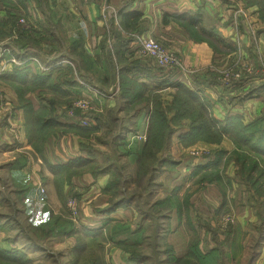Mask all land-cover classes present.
<instances>
[{"label":"rangeland","instance_id":"1","mask_svg":"<svg viewBox=\"0 0 264 264\" xmlns=\"http://www.w3.org/2000/svg\"><path fill=\"white\" fill-rule=\"evenodd\" d=\"M223 3L232 4L235 7L233 14L230 15L232 20L229 22L232 23L234 39L230 37L225 39L232 46L230 52L216 53L211 63L202 70L187 68L182 58L176 54L180 60V66L166 69L184 75L204 72L208 84L221 86L231 92L230 95L225 96L229 103H239L242 99H254L264 104V24L259 17L257 6L252 4L251 0H223ZM249 8L250 10H248ZM4 14H0V18H5ZM243 15L245 16L244 24L240 21V17ZM16 23L20 30L33 31L32 22L24 15L19 16L18 14ZM55 31L59 36H62L59 28H56ZM242 32L249 36V41L247 40L246 43L243 38L245 34ZM11 35L12 37L7 38V33L0 32V58L4 54L0 63L5 62L8 58L15 59L13 55L16 52L14 49L18 50L15 41L17 33ZM129 36L134 42L135 39L144 37L135 33ZM151 38L164 48L172 50L159 40ZM33 45L39 49L38 44L34 43ZM61 47L59 45L56 48L57 55L63 53ZM136 47L138 50L139 45ZM47 49L43 50L47 51ZM139 55L150 60L160 69H165L158 66L153 59L140 53ZM42 58L44 62L45 59ZM64 58L66 57L64 56ZM14 66L16 64L8 67L7 72L13 70ZM5 73L0 74V130L13 133L15 136L20 128L10 130V120L14 113L11 114V107L4 104L8 98V85L3 83L4 80L1 76ZM70 74L75 78L74 72ZM78 75H80L77 76L78 79L88 81V78L81 75L80 72ZM233 75L237 76V80H230V77L234 78ZM90 88L99 97L108 100L119 95V87L115 86V82L101 92L92 85ZM158 94V100L163 107L170 104L172 93ZM243 95L244 97L241 98ZM221 97L224 96L216 92L212 101H220ZM205 98L207 99V101L204 99L205 104L207 103V106L210 107L212 104L210 97L205 96ZM78 101H87L88 107L82 110L71 106L68 112L71 109L73 112L78 110V113H81L80 118L90 120V122L94 121L97 125L92 133L80 135L83 139L80 150L85 154L90 153L95 160L94 164H97L99 168H106V173L109 175L107 186L111 187L112 193L115 192L116 200L126 201L121 207L130 210L132 219L122 211L125 216L123 220L110 218L99 221L95 219L84 225L80 221L81 202L77 194L66 195L64 203L60 199L63 194L62 178L68 181L73 173L69 172L64 175L63 173L57 175L54 173V186L50 193L53 194L51 198H56L57 202L52 201L48 205L52 211L58 209L59 216L64 221L61 224V229L66 230L64 233L66 235L53 237L47 232L46 227H41L44 225L35 226L38 224L37 222L28 220L26 217L27 205L21 203L22 199H17L16 190L19 189L9 184L7 177L9 172L3 166L6 161L0 159V195H7L9 198L12 196L15 200V204L12 202L13 206L0 204V228L4 229L3 232L6 231L4 235H9L8 246L11 249L19 250L21 259L25 260L24 263L11 264H193L185 260L187 248L193 242L204 253L211 248H218L220 252L216 254V264L246 263L251 249H254L255 244L259 242V236L264 233L263 228H259L260 222L257 215L258 210L264 213V203L260 197V204L257 207L255 198L251 194L252 190L248 189L247 183L240 176L235 175L240 163L236 159L238 155L235 156L234 152L242 154L245 153L243 150L237 151L234 143L227 136H222L219 140L214 137L216 140L213 141L214 143L201 140L203 146L205 143L220 145L214 149L222 148L226 154L218 164L219 178L214 177L216 179L212 183L207 181L199 183V173L202 170L197 172L198 175H194L192 172L197 170L195 167L198 164L207 162V157L212 154L206 155V153H212V149L210 147H206L204 150L196 148L194 144L200 141L198 138L188 142L180 140L177 134L183 127H175L173 122L170 123L174 128L167 143L161 149L156 150L154 154L143 151L147 128L144 132H142V128H145L152 111L151 99L148 101L151 103L150 108L141 110L143 111V114L141 112L143 122L138 124L139 126L132 125L131 116L115 119L114 117L118 116L114 110L103 113L98 111L94 102L89 99L80 98ZM172 114V110L166 111L168 119H171ZM255 116L256 118L253 120L264 117V108L260 111L257 110ZM184 117L179 122L187 123L190 120L188 116L184 115ZM78 120L77 124L81 126L82 122L80 119ZM87 126L89 125H84V127ZM224 138L232 143L230 151L225 148L227 144L222 142ZM217 141L219 143H215ZM3 149L4 145L0 144V151ZM247 158V164L251 160L258 162L259 169L264 173V158L256 157L249 151ZM97 174L102 175V173ZM241 185L242 188H240ZM174 188L179 189V199L186 196L188 199V205H185L179 216L174 209L168 210V205L153 206L154 201L164 198ZM44 189V187L42 190L39 189L40 194L48 197L47 191ZM70 199H74L78 204V213L74 216L67 206ZM33 206L30 211L39 216L41 214L39 205ZM104 207H92V213L103 214ZM157 207L158 211L154 209ZM12 216L16 218L13 221L10 220ZM50 229L49 231H52ZM42 230H46V232ZM87 231H93V233L88 235ZM70 236L73 237L72 241L68 239ZM168 247L169 249H167ZM263 249L264 240L259 248V256ZM170 252L178 257V261L175 263H168V261H173L169 258ZM0 264L7 263L0 259Z\"/></svg>","mask_w":264,"mask_h":264},{"label":"crops","instance_id":"2","mask_svg":"<svg viewBox=\"0 0 264 264\" xmlns=\"http://www.w3.org/2000/svg\"><path fill=\"white\" fill-rule=\"evenodd\" d=\"M2 6L6 8L7 13L26 16L34 27L32 33L28 34L33 43L26 44V39L15 38L18 50L14 49L16 52L13 56L21 63L16 64L14 68L20 69L21 72H29L28 78L35 74H49V83L62 82L69 76V70L74 72L75 76L74 84L64 85V95L59 94L58 100L52 106L56 115L54 128L42 132L40 138L29 136L24 112L20 108V98L29 100L35 110L47 106V101L41 100L38 95L40 91H43L48 98L51 97L52 92L47 88V83L38 80L37 86L8 85V98L4 104L11 107V114L14 113L10 120V130L18 128L20 130L14 131L15 136L13 133L0 130V140L2 139L0 144L4 145V149L0 151V159L6 161L3 166L9 172L8 182L19 189L16 190L17 199H22L21 203L27 205L28 220L37 222L35 226L44 225L41 227H46L47 232L53 237L66 235L64 234L66 230L61 229L64 221L60 218L58 209L52 211L48 205L49 202H57L56 198H51L53 194L50 193L54 186L53 168L77 157H83L85 161L76 166L73 164L62 172L64 175L71 171L73 175L68 181L62 178L61 201L64 203L66 195L77 194L81 202L80 221L84 225L95 219L123 220L124 213L132 219L130 210L122 207L113 211L114 214L92 213L91 209L94 207H104L108 203L109 195L104 192V189L107 187L109 175L108 173L93 175L94 158L90 153L85 154L80 150L83 139L80 134L72 130L71 126L78 125L76 119H79L81 115L78 110L71 114L68 112L76 100L89 99L94 102L97 110L103 113L114 110L118 116H115V119L131 116L132 125L139 126L138 124L143 122L141 110L149 109L151 103L142 100L131 103L120 96L121 82L134 78L135 84H149L147 90L142 93L143 96L150 90L161 94L173 93L174 85L181 82L195 91L199 98L207 101L205 96L210 97L212 104L208 106V109L218 120L227 114H237L245 124L256 118L257 110L264 108L263 103L254 99H242L239 103H229L225 96L230 95L231 92L221 86L208 84L204 72L184 75L166 68L160 69L150 60L139 55L134 40L131 41L132 38L129 36L135 33L144 37H153L178 54L187 68L202 70L211 63L216 53L206 41L191 37L185 25H191L192 15L199 12L194 28L197 30L213 28L223 39L228 37L234 39L232 23L229 22L232 20L230 15L233 14L235 7L232 4L223 3V0H40L39 2L37 0H7L4 4L0 2V14L4 13ZM244 19L245 16L240 17L242 24L245 22ZM56 28H59L62 36L56 33ZM6 31H9V26L3 27L2 32ZM242 34H245L243 37L245 43L249 41V36L245 32ZM9 37L12 36L7 34V38ZM34 43L39 45V49L33 45ZM59 45L62 46L61 54L66 58L57 55L56 48ZM3 56L4 54L0 60ZM42 57L45 59L44 62ZM43 66H49V69L42 70ZM77 72L86 76L88 81L78 79L77 76L80 75ZM113 82L119 87V95L112 97L111 100L99 97L90 88L92 85L101 92ZM216 92L224 97H221L220 101L214 99L215 102H213L212 98ZM65 99H69L70 102H66ZM89 123L95 124L90 120L88 125ZM147 124L148 122L145 128H142V132L147 128ZM222 142L227 144L225 148L228 151L232 149V143L227 138H224ZM202 143L201 140L197 141L194 146L201 150L206 147L214 149L220 146L210 143H205L203 146ZM42 187L46 189L48 197L40 194L39 189ZM12 202L15 204L12 196L9 198L7 195H0V204L13 206ZM37 204L41 213L39 216L30 211L32 205ZM13 218L12 216L10 220L16 219ZM3 231L4 229L0 228V247L9 250L11 248L7 241L9 235H4L6 231ZM42 231L46 232V230ZM72 236L68 238L70 241L73 240ZM257 259L254 264H264V249Z\"/></svg>","mask_w":264,"mask_h":264},{"label":"trees","instance_id":"3","mask_svg":"<svg viewBox=\"0 0 264 264\" xmlns=\"http://www.w3.org/2000/svg\"><path fill=\"white\" fill-rule=\"evenodd\" d=\"M37 1L39 2L40 0ZM0 2L4 4L7 2V0H0ZM251 3L256 4L259 11V17L264 24V0H251ZM2 9L4 10L5 18H0V32H2L3 27L9 26V31H6L5 33L8 35L17 33V40L26 39V44L33 43L28 36V34L30 35L32 32H28L23 29L20 30L17 26L16 22L18 19V14L7 13V10L4 6H2ZM198 14L199 12L192 15L191 25H185L186 31L189 33V35L194 39L206 41L215 53L230 52L232 49L231 44L223 39L213 28H199L200 30H197L193 27ZM59 57H64V55L61 54ZM19 70L20 69L14 68L11 72L5 73L3 76H1V78L4 80L3 83L13 87L17 85L23 86L25 84H27V86H37L38 80H42L47 83V88L52 92L51 97L49 98L43 91L38 93L41 100L47 101V106H43L42 108L36 110L32 108L29 100L20 98V108L24 112L26 129L29 133V136L40 138L42 136V132H46L55 126L54 123L56 122V115L54 114L55 110L52 106L54 102L58 100L59 94L62 96L64 95V85L74 84V77H72V74H69V76H67L62 82L49 83V74H35L28 78L27 75L29 72H21ZM68 72L71 73V70ZM148 86V83L135 84L134 78L133 80L128 79L124 83L123 81L121 82L120 93V96L131 103L139 101L141 98L144 102H148L150 99L152 101V111L149 114L147 136L143 146V151L154 154L156 150L161 149L163 145L167 143L169 136L172 134V129L174 126L183 127V129H181L177 134L178 138L183 142H188L194 140V138H198V140L200 139L214 143L213 141L219 140V138L222 136H227L234 143L237 151L243 150L245 152L242 154L234 152L235 156L238 155L236 159L240 163L235 171V175L240 176L247 183L248 189L252 190L251 194L255 198L257 207L259 206L258 204H260V197H262V202L264 203V173L259 169L258 162L251 160L248 164L246 163L248 160V151L256 157L264 158V117H260L245 124L241 121L240 116L237 114H227L222 119L218 120L210 112L207 103L205 104L204 99L199 98L195 91L188 88L181 82H177L174 85L175 91L172 93L170 104H167L165 107H163L161 102L158 100V93L150 90L148 92L149 94L143 97L142 93L147 90ZM242 97H244V95L241 96V98ZM65 101L70 102L69 99H65ZM171 110L173 114L171 115V119H168L166 116V111L169 112ZM79 115H81V113ZM184 115L188 116L190 120L187 123L179 122L181 118H185ZM78 122L79 120L76 119V123ZM172 122L174 123V126H171L170 123ZM96 126V124H90L89 126L84 127L82 125L79 126V124H74V126H71V128L74 132H77L80 135H87L92 133V131L96 129ZM215 143H219V141ZM208 154L212 155L207 157V162L205 161L201 165L198 164L195 167L197 170L192 172L194 175H196L197 172L202 170L199 173V183L204 181L212 183L213 180L216 179L214 177L219 178L220 174H218V164L221 162L223 155L226 154V151L222 148L212 149V153H206V155ZM84 161L85 158L77 157L64 165L55 166L53 168L54 173L57 175L58 173H62L63 171L67 170V168H70L73 164L76 166L77 164H81ZM105 169L106 168H99L97 164H92L93 175H96L97 173H106L107 170ZM178 191V188H174L168 195L164 196V198L154 201L153 206L162 207L161 205H168V210L174 209L177 213V216H179L181 214V210L185 208V205H188V199L187 196L183 199H179L180 197L178 196ZM104 192L109 195L108 203L102 209V212L104 213H111L117 208L121 207V205H124L123 202H126L123 199L116 200L114 197L115 192L112 193L111 187H109V185L104 189ZM154 209H156V211L159 210L158 207ZM257 215L260 222L259 228H263L264 232V213L258 210ZM91 233H93V231H87L88 235H91ZM263 240L264 233L259 236V242H257L254 247L255 250L251 249L245 264H254L259 256V248L262 245ZM167 249H169V247ZM18 251L19 250L14 248L5 250L0 247V259L5 261L7 264L15 262L24 263L25 260L21 259V255L18 253ZM218 252H220L218 248H211L205 253L201 252L198 245L193 242L190 243L189 248H187L185 260H188V262H192L193 264H216V254ZM169 258L173 261H168V263H175V261H178V257H175L174 253L172 252H170Z\"/></svg>","mask_w":264,"mask_h":264},{"label":"built area","instance_id":"4","mask_svg":"<svg viewBox=\"0 0 264 264\" xmlns=\"http://www.w3.org/2000/svg\"><path fill=\"white\" fill-rule=\"evenodd\" d=\"M85 1V0H84ZM244 16V15H243ZM22 21V20H21ZM135 43L138 47V51L141 55L149 57L153 59L156 64L160 67L164 68H176V66H180V60L177 57L176 53L170 49L164 48L161 44H159L156 40L152 39L151 37H140L135 39ZM21 62H17L14 58H8L5 62L0 64V74H3L7 71V68L12 66V64H19ZM42 70L49 69V66L41 67ZM183 73L182 71H180ZM234 78L230 77V80H237V76L233 75ZM228 81L227 79H224ZM72 107L79 108V109H86L88 107L87 101H78L72 103ZM69 113H73V109L69 110ZM82 122V126L88 125V120L80 118ZM42 190V188H41ZM67 206L74 216L78 213V204L77 201L74 199H70L67 202Z\"/></svg>","mask_w":264,"mask_h":264}]
</instances>
